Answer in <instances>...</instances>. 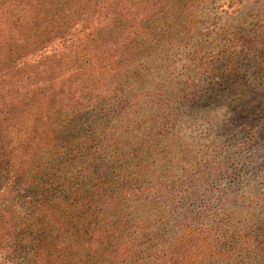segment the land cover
<instances>
[{
  "label": "trees",
  "instance_id": "trees-1",
  "mask_svg": "<svg viewBox=\"0 0 264 264\" xmlns=\"http://www.w3.org/2000/svg\"><path fill=\"white\" fill-rule=\"evenodd\" d=\"M203 3L0 0V264H92L116 232L132 234L114 246L126 264H264V204L253 201L243 227L219 195H201L218 169L232 178L253 163L254 131L209 179L200 162L174 179L141 168V97L170 111L200 95L187 82L165 94L182 73H154L204 36ZM257 17L238 23L245 47L264 52V11ZM233 59L222 92L251 80ZM208 64L195 80L210 78Z\"/></svg>",
  "mask_w": 264,
  "mask_h": 264
},
{
  "label": "rangeland",
  "instance_id": "rangeland-1",
  "mask_svg": "<svg viewBox=\"0 0 264 264\" xmlns=\"http://www.w3.org/2000/svg\"><path fill=\"white\" fill-rule=\"evenodd\" d=\"M202 5L200 14L208 19L202 31L204 36L175 47L168 62L164 63L167 67L154 73L157 82H161L168 72L182 73L179 77L171 76L173 83L166 85L168 88L164 90L165 94L179 93L182 84L187 82L191 92L200 90V95L190 96V102L184 106L179 105L178 100L169 103L170 111L154 106L160 97L150 98L152 107L151 103L141 97L139 151L146 160L141 168L149 177L148 180L152 179V174L159 173L172 178L173 175L184 173L186 169L190 171L191 166L200 162L204 164L203 169H207L203 176L209 179L211 174H215L212 170L226 166L240 140L245 142L254 131L257 147L253 163L248 164L246 169L240 166L237 174L232 175L233 179L231 176L226 178L224 172L218 169L213 176L216 179L205 183L204 187H208L201 193L202 196L208 193L217 197L219 195V210L230 215L232 223L245 227L250 223L244 215L253 201L256 200L260 206L264 204V52L250 51L245 47L242 42L243 27L238 22L244 17L243 26L250 27L258 19L257 16L263 14L264 0H204ZM233 58L239 61L237 67L241 68L242 74L251 80L247 81V87L236 89L226 85L222 92L221 83L226 82L225 67L233 66L228 64ZM156 61L162 63L160 59ZM211 61L213 64H210V71H213L209 74L210 78L198 80L207 69L205 64L209 66ZM183 62H186V67ZM150 128H155V131L150 132ZM190 172L194 175V171ZM201 176L199 173L198 178ZM232 210L237 213L231 215ZM150 215L151 211L141 213L140 217L145 224ZM116 234V240L112 238L108 247H95L103 253L95 257L92 264L128 262L124 255L118 254L120 246L115 249L114 246L122 244L123 239L132 234L127 232L124 238ZM63 264H66L65 261Z\"/></svg>",
  "mask_w": 264,
  "mask_h": 264
}]
</instances>
